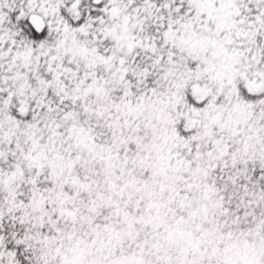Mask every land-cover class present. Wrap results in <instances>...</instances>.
<instances>
[{
  "label": "snow or ice",
  "instance_id": "6c2138e0",
  "mask_svg": "<svg viewBox=\"0 0 264 264\" xmlns=\"http://www.w3.org/2000/svg\"><path fill=\"white\" fill-rule=\"evenodd\" d=\"M0 264H264V0H0Z\"/></svg>",
  "mask_w": 264,
  "mask_h": 264
}]
</instances>
